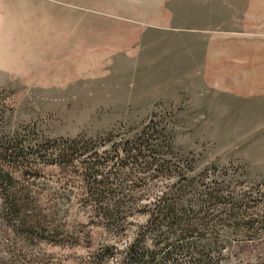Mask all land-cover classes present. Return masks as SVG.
<instances>
[{"label":"rangeland","instance_id":"rangeland-1","mask_svg":"<svg viewBox=\"0 0 264 264\" xmlns=\"http://www.w3.org/2000/svg\"><path fill=\"white\" fill-rule=\"evenodd\" d=\"M161 4L167 15L159 13ZM0 105L5 132L46 139L133 136L149 121L165 124L174 150L191 156L196 172L214 166L222 178L225 169L253 197L249 210L255 208L261 225L217 232L230 247L222 264H258L264 0H0ZM41 171L33 184L52 194L59 217L85 223L74 192H62L60 169ZM147 185L153 193L160 183ZM132 227L118 239L107 237L112 253L98 252L104 237L93 227L92 237L39 246L44 255L30 264H127L122 247Z\"/></svg>","mask_w":264,"mask_h":264},{"label":"trees","instance_id":"trees-1","mask_svg":"<svg viewBox=\"0 0 264 264\" xmlns=\"http://www.w3.org/2000/svg\"><path fill=\"white\" fill-rule=\"evenodd\" d=\"M166 128L149 121L133 136L109 131L46 139L29 131L9 134L0 125V264H30L44 255L39 246L92 237L93 227L104 237L98 252L112 253L107 237L118 239L130 225L122 262L222 264L230 247L217 229L238 233L262 224L255 208L249 210L253 197L236 188L225 169L222 178L214 166L196 172L191 156L174 150ZM45 165L60 169L62 192H74L85 223L63 220L52 194L34 186ZM148 181L160 183L153 193Z\"/></svg>","mask_w":264,"mask_h":264},{"label":"crops","instance_id":"crops-1","mask_svg":"<svg viewBox=\"0 0 264 264\" xmlns=\"http://www.w3.org/2000/svg\"><path fill=\"white\" fill-rule=\"evenodd\" d=\"M157 7H158V10H159V13H165L166 15H167V13L169 12L168 10H167V8L165 7V6H163L162 4L161 5H157ZM167 17V16H166ZM167 19V18H166ZM167 21V20H166ZM137 36H142V34H135V37H137ZM235 93L237 94V95H240V96H255V95H257V93L256 92H243V91H241V90H237V91H235Z\"/></svg>","mask_w":264,"mask_h":264}]
</instances>
